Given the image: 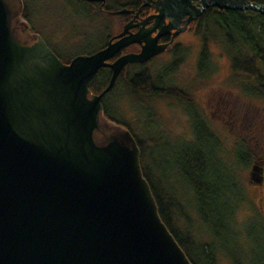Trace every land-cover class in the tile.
I'll list each match as a JSON object with an SVG mask.
<instances>
[{"label": "water", "instance_id": "95a60500", "mask_svg": "<svg viewBox=\"0 0 264 264\" xmlns=\"http://www.w3.org/2000/svg\"><path fill=\"white\" fill-rule=\"evenodd\" d=\"M156 6L146 29L132 32L130 21L106 46L64 61L42 35L19 38L17 0H0V264H194L160 215L136 137L103 117L102 98L128 62L166 49L161 34L175 28L174 37L209 6L264 12V2ZM103 66L109 82L93 93L89 81Z\"/></svg>", "mask_w": 264, "mask_h": 264}, {"label": "trees", "instance_id": "16d2710c", "mask_svg": "<svg viewBox=\"0 0 264 264\" xmlns=\"http://www.w3.org/2000/svg\"><path fill=\"white\" fill-rule=\"evenodd\" d=\"M76 1L90 5L89 8L86 6L83 8L86 15L92 16L100 11L109 13L95 2ZM126 1V3L106 4L105 7L108 9H117L122 5L130 7L131 0ZM256 1L264 2V0ZM109 14L119 19H123L127 15L126 13ZM24 15L29 18L27 4ZM189 28L194 31L193 35L200 40L201 46L197 66L199 74L209 77L212 72L217 70L215 63H212V53L217 47V53H225L230 60V72L222 82L230 81V85H237L244 100L249 102L261 101L259 103H262L261 106L264 107V12L250 8L232 9L209 6L199 17L190 22ZM101 36L103 40L97 47L82 52H92L103 46L109 35L103 32ZM54 49L64 61L71 59L72 55L60 54L58 49ZM190 49L191 45L178 42L172 50V57L159 71L155 72L147 69L145 74L119 76L118 82L123 83L121 86H123L125 93L134 100H141V105L147 106L148 109H156V107L148 102L143 103L144 97L154 99L174 96L183 104L190 106V113L193 117V136L182 142L180 168L187 181L184 188V194L187 198L185 205H188L189 210L192 208L191 212L194 210L199 219H194L188 210L183 209L179 198L173 196V184L167 180L168 178H166V184H161V179L155 176L151 166L142 162L144 153H147L155 144L153 140L161 142L165 138L162 133L152 131L151 128L147 130L149 137L145 139L139 136L132 130L130 119L119 117L117 112H114L111 94L117 90V87H120L118 82L102 98L103 117L111 123L128 127L136 137L141 148V163L144 174L151 184L160 215L189 258L194 264H220L221 245L213 244V242H209L207 238H204L203 225L207 224L206 227L209 226L211 232L208 227L206 230L211 237L216 233H229V231L227 233L224 231L225 225L232 226V221L238 224L236 220L237 209L248 200V197L243 184L234 175L232 176V172H227L225 175L217 172L218 165L215 160L218 159V152L225 148L224 142L220 134L212 129L210 121L192 109V106L196 105L195 93L174 82L171 78L172 73L186 58L187 51ZM110 76L111 69L107 66L101 67L89 81L91 92L98 93L102 91L108 84ZM150 109L146 117L156 116ZM118 110L120 109L118 108ZM151 133L158 134L153 137ZM151 140L152 142H150ZM235 142L236 148L239 150L242 144H239L238 141ZM242 152L238 151V159L240 162L248 163V160L241 159ZM231 233H236L239 240L241 233L234 230ZM247 248L248 246L240 243V240L237 247L231 246V254L234 259L229 258L232 264H257L248 261L250 254L247 252Z\"/></svg>", "mask_w": 264, "mask_h": 264}, {"label": "rangeland", "instance_id": "374dc122", "mask_svg": "<svg viewBox=\"0 0 264 264\" xmlns=\"http://www.w3.org/2000/svg\"><path fill=\"white\" fill-rule=\"evenodd\" d=\"M24 2L28 5V22L31 26L36 30L39 29L52 46L59 49L60 54L65 55L73 56L89 48L97 47L103 40L101 36L103 32L107 35L109 32L112 33L117 28L119 29L124 21L101 11L92 16L86 15L83 8L88 3L80 1L24 0ZM193 34L194 31L188 28L178 35L177 41L191 45V49L187 51L186 58L172 73L171 78L195 93L196 105H193L192 109L210 121L212 129L220 134L224 142L225 148L218 152V159L215 160L218 165L217 172L222 175L232 172V176L234 175L243 184L248 197V200L237 209L238 224L232 221V226L225 225L224 231L226 233L229 231V233H216L211 237L206 230L208 227L210 231V228L204 223L206 225H203V235L207 241L221 245L220 264H232L231 246L237 247L239 240L240 243L248 246L250 263L264 264V184L262 182L259 185L258 180L251 179L252 170H254L252 162H240L237 153L241 152L242 148L239 147L238 150L235 142L242 136L249 140L252 139L250 136L254 135L253 141L248 142L249 147L255 145L259 148V145L263 144L264 107L261 106L262 103H259L261 101L244 100L237 85H230V81L222 82L231 67L228 56L222 52L217 53V47L212 53L214 60L212 63H215L217 70L209 77L199 74L197 66L201 45L199 38ZM161 57L156 61V65L151 67L152 71L157 72L165 66L172 57V52L168 50ZM118 83L120 87H117V90L111 94L114 112H117L119 117L130 119L132 130L139 136L146 139L149 137L147 130L151 128L152 131L162 133L165 138L161 142L153 140L155 144L147 153H144L142 162L151 166L155 176L161 179V184H166V178H168L167 180L173 184V196L179 198L183 209L188 210L194 219H199L196 212L194 210L191 212L192 208L189 210L188 205H185L187 198L184 188L187 181L180 168L182 142L193 136V117L190 113V106L183 104L174 96L154 99L144 97L143 103L148 102L156 107V109L149 108L156 116L146 117L148 107L142 106L141 100L132 99L121 86L123 83L120 81ZM158 133L151 134L154 137ZM194 226L197 228L195 224ZM233 230L241 233L239 240L236 233H231Z\"/></svg>", "mask_w": 264, "mask_h": 264}, {"label": "flooded vegetation", "instance_id": "af4514ba", "mask_svg": "<svg viewBox=\"0 0 264 264\" xmlns=\"http://www.w3.org/2000/svg\"><path fill=\"white\" fill-rule=\"evenodd\" d=\"M74 1L78 2L76 0H74ZM84 1L95 2L100 7H102L104 10L108 11L109 13H113V14L126 13L127 14L126 17L124 16V18L122 19L124 21H123L121 27L119 29L117 28L112 33L109 32L108 33L109 36L107 37V42L103 46L99 47L98 49L106 46L107 43L109 42V40L112 39L114 35L118 34L124 28L125 24L130 22V21H131V23H134V24H132L130 26V29H129L130 31L136 32V31H138L140 29L141 26L143 27V29H146L150 24H152L154 19L151 18L147 22L142 23L144 21V19L146 17H148L149 15H152V14L157 13L159 11L158 7L156 6L157 0H131L132 4L130 5V7H128L127 5H122L121 7L117 8V9H108V8L105 7V5L106 4L107 5L114 4V2L126 3L127 1L126 0H105V1H101V0H98V1L84 0ZM86 7L89 8L90 5L88 6L86 4ZM124 7L128 8L129 11H127V12H113V11H116V10L124 8ZM17 8L19 10L16 11V13H15L13 19H12L13 26L15 28V33L17 34V36L19 38H21L22 40H26V41L30 42V41L35 40L39 35H42L43 38L46 40V42L56 52V50L54 49V46H52V44L42 34V32L39 29L36 30V29L32 28L31 23L28 22V17H26L24 15V11L26 9V2H24V0H22V1L17 0ZM167 20H169V19H167ZM183 23L184 22H181V25H183ZM189 25H190V23H189ZM189 25H188V27L186 29L189 28ZM174 31H175V28H173L170 31H168V32H166L164 34H161L159 36V39H158L159 42H161V43H163V42L169 43L164 51L153 55L152 57H150L148 60H145V61L128 62L122 68V70L120 71V73H119V75H118V77L116 79L115 84L118 82L119 76H132V75H135V74H145V71L147 69L152 70L151 67H154V64L156 65V61L158 59L162 58L161 57L162 54H164L168 50L173 52L172 50H173L174 46L178 42H182V41H177L178 35L182 31L180 33L176 34L173 37V32ZM156 32H157V30H155L153 32V35H155ZM113 39L115 40L116 38H113ZM144 42H145L144 40L143 41H134V42H131V43L127 44V45H124V46L120 47L115 52V54L112 57L109 58V61H114L116 58H118L122 54H125V53H128V52H138V51H140L142 49V46H143ZM182 43H184V42H182ZM184 44H186V43H184ZM55 47H57L56 44H55ZM61 53H62V51H61ZM107 67H109L111 69V73H112V68L110 66H107ZM251 137H252V139L246 140L245 137L242 136V138L238 139L237 141L239 142V144H242L241 148H242L243 152L241 154V159L244 160V161L248 160V161L252 162V167L254 168V170H252L251 179L258 180L259 185H261L262 182L264 184V140H262L263 144L259 145V148H256L255 145L249 147L248 142H250L251 140L253 141L254 135H251L250 138ZM262 199L263 198H261V200Z\"/></svg>", "mask_w": 264, "mask_h": 264}]
</instances>
